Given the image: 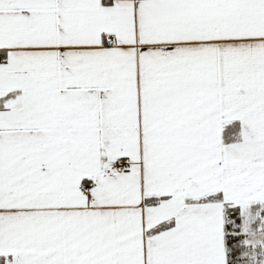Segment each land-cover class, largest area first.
Returning <instances> with one entry per match:
<instances>
[{
  "label": "snow or ice",
  "instance_id": "obj_1",
  "mask_svg": "<svg viewBox=\"0 0 264 264\" xmlns=\"http://www.w3.org/2000/svg\"><path fill=\"white\" fill-rule=\"evenodd\" d=\"M0 264H264V0H0Z\"/></svg>",
  "mask_w": 264,
  "mask_h": 264
}]
</instances>
